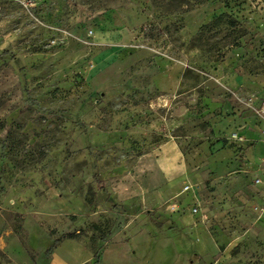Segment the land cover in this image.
<instances>
[{
	"label": "rangeland",
	"instance_id": "374dc122",
	"mask_svg": "<svg viewBox=\"0 0 264 264\" xmlns=\"http://www.w3.org/2000/svg\"><path fill=\"white\" fill-rule=\"evenodd\" d=\"M263 139L264 0H0V264H252Z\"/></svg>",
	"mask_w": 264,
	"mask_h": 264
},
{
	"label": "crops",
	"instance_id": "0c3cea01",
	"mask_svg": "<svg viewBox=\"0 0 264 264\" xmlns=\"http://www.w3.org/2000/svg\"><path fill=\"white\" fill-rule=\"evenodd\" d=\"M137 132V131H136ZM242 134V133H239ZM166 136V135H165ZM160 145L152 146L148 153L140 155L133 162L132 168L129 172V176H133L131 182V187L128 191L123 189V186L128 182L130 178L124 177L121 180L120 186H118L117 193L115 192L114 198L117 203L123 202L126 199L134 197L132 189L135 187L142 188L145 191L156 190L159 185L166 182V180L173 181L172 168L177 165L185 169L184 166V154L179 148L175 138L167 136ZM147 174V177L142 178L140 181H136L140 174ZM127 181V182H126ZM259 195L254 196V199L259 202L260 205L264 204V201L259 197L264 198V185L258 186ZM113 196V195H112ZM132 196V197H131ZM174 198V197H172ZM250 225L245 230V232L238 237L226 240L224 247L219 251L220 255L225 257L230 253L231 249L236 247L245 238L251 239V251H252V264H264V219L255 218L249 220ZM247 232H250L248 236ZM50 264H69L63 261H51ZM77 264V263H76Z\"/></svg>",
	"mask_w": 264,
	"mask_h": 264
},
{
	"label": "built area",
	"instance_id": "2783aa9c",
	"mask_svg": "<svg viewBox=\"0 0 264 264\" xmlns=\"http://www.w3.org/2000/svg\"><path fill=\"white\" fill-rule=\"evenodd\" d=\"M235 138H236V136H235ZM262 141H263V144H264V139H263ZM256 183H257V184L262 183V180H261V179H257V180H256ZM188 188H189L188 186H185V187L183 188V190H187Z\"/></svg>",
	"mask_w": 264,
	"mask_h": 264
},
{
	"label": "trees",
	"instance_id": "16d2710c",
	"mask_svg": "<svg viewBox=\"0 0 264 264\" xmlns=\"http://www.w3.org/2000/svg\"><path fill=\"white\" fill-rule=\"evenodd\" d=\"M93 256L96 257L97 255L94 253Z\"/></svg>",
	"mask_w": 264,
	"mask_h": 264
}]
</instances>
